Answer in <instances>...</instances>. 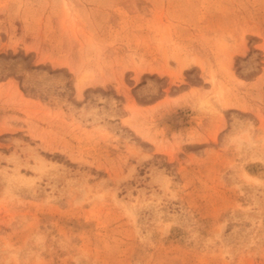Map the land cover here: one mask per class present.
<instances>
[{
  "label": "rangeland",
  "instance_id": "374dc122",
  "mask_svg": "<svg viewBox=\"0 0 264 264\" xmlns=\"http://www.w3.org/2000/svg\"><path fill=\"white\" fill-rule=\"evenodd\" d=\"M0 264H264V0H0Z\"/></svg>",
  "mask_w": 264,
  "mask_h": 264
}]
</instances>
